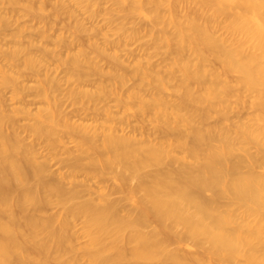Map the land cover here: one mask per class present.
<instances>
[{"label": "rangeland", "instance_id": "1", "mask_svg": "<svg viewBox=\"0 0 264 264\" xmlns=\"http://www.w3.org/2000/svg\"><path fill=\"white\" fill-rule=\"evenodd\" d=\"M32 2L0 0V112L16 119L18 132L9 133L13 140L18 137L20 154L34 144L38 161L50 165L45 178L52 184L61 182L68 192H81L77 198L67 194L64 206L53 199L55 206L40 213L62 214L70 225L67 248L73 250L51 263L90 264L84 250L90 246L86 229L91 212L85 204L93 198L98 204L95 196L105 195L126 207L107 217L111 230L118 222L123 227L117 245L112 237L103 238L102 259L107 264H264V254L253 253L264 242V115L255 123L250 94L240 97L238 73L226 70L206 45L162 25L164 7L151 0H49L43 10ZM53 13L62 16L49 25L55 20ZM183 13L179 8L175 16ZM209 38L219 45L229 41V34L212 28ZM77 39L83 44L68 47ZM111 40L116 41L113 46ZM196 47L200 54L192 51ZM120 60L128 70L115 67ZM53 75L54 85L49 87ZM46 78H51L49 86ZM163 99L167 106L182 100L187 108H168ZM40 120L46 126L41 134L34 131ZM124 123L134 132L174 129L168 133L173 144L159 146L162 151L147 142L110 149L101 133ZM253 123L254 139L244 132ZM255 156L259 159L251 172L259 173L256 178L248 173ZM125 158L129 167L121 163ZM203 161L215 171L186 174L189 177L155 173ZM232 165L240 171L231 174ZM126 166L129 169L122 168ZM125 180L129 188L130 183L122 184ZM187 193L199 198L184 196ZM220 234L229 237L231 246L232 240L252 245L238 251L230 247L226 257L219 258L212 240ZM139 240H146L156 255H135Z\"/></svg>", "mask_w": 264, "mask_h": 264}, {"label": "bare ground", "instance_id": "2", "mask_svg": "<svg viewBox=\"0 0 264 264\" xmlns=\"http://www.w3.org/2000/svg\"><path fill=\"white\" fill-rule=\"evenodd\" d=\"M182 1L186 3V7H183L181 5ZM151 2L158 7L159 6L164 7L163 14L159 16V18H161L162 20L161 21L162 25H167L171 27L173 29V32L178 34L180 37H183L185 36V34H187L191 39H194L199 44L206 45L207 48L211 51L212 56L215 57V59L226 70H229V72L238 73L236 84L239 86V89L241 91L240 97L241 96L243 97V95L244 97L245 96L248 97V95L250 94L249 95V98H251L250 106L253 109V115L256 117V120L254 121L255 123H257L258 120H260V118L264 115V0H175L174 2H169L167 0H151ZM32 3L33 5L35 4L40 10H43L46 7L47 3H49V0H35V2ZM158 7H156V9ZM179 8L182 11H184L182 17L175 16V12ZM66 12H68L67 14H69V16H74L75 13L73 12V10L71 11V9H68ZM157 15L160 14L157 13ZM35 16L38 15L36 14L34 15V17ZM43 16L40 17L43 18L44 20V18H46L48 15L46 17ZM51 16L52 15L48 16L49 19ZM60 16H62L61 13L59 14L57 13L54 16H52L51 18L55 20L52 21L51 23L50 20L52 19L48 20V18H46L47 21L50 23L48 24L49 25H51L52 23L54 24L55 21L58 20ZM47 21L44 22L47 24ZM47 26L48 25H46V27ZM212 28L224 29L229 34V41L222 40V42L219 45L216 44L215 41L209 38V33ZM44 33L43 35L45 36ZM205 35L207 36L205 37ZM88 37H90V39L92 40L91 36ZM47 39H49V37ZM82 40L84 39H81V41ZM119 41L120 40H118V42ZM111 42H109L111 46H113L112 45L113 43H116V41L113 42L112 40ZM75 43H77L78 45L81 44L80 40L77 39L74 42L72 41L71 44H69L68 42V47L69 46L70 48H73V46L76 47L77 44ZM119 44L118 46H120ZM65 45H67V43ZM192 51L194 52V54H200L201 50L196 47ZM125 60H127V58ZM118 62L117 64H115V67L122 70H125L127 68V67L125 68V65L122 64V61L119 64ZM79 66L81 65L78 63L76 67L79 68ZM122 70H120V72ZM38 75H40V73ZM55 76L53 75V79L50 78L51 81L50 79L47 80L46 78L47 80L46 86H49L50 82H51L50 85L51 84L54 85ZM83 76L85 75L83 74ZM124 77L126 79L128 76L127 77L124 76ZM86 79L90 80V78H86ZM125 79H123V81H125ZM81 81H83V79ZM84 83L86 84V82ZM124 85L127 87V84ZM49 87H52V85ZM153 88L152 89L150 88L151 90L149 88H146V91L150 90L152 92V90H154ZM154 93L150 95H153ZM242 93H247V94L241 95ZM243 99L242 102L245 103L248 102L247 99H246L247 101L245 100L243 101ZM163 102L164 105L168 108L174 106L175 108H187L186 103H184L182 100L176 101L175 105H173V103H169L172 104V106L169 105L167 106V101L165 99H163ZM60 103L62 102L60 101ZM55 104H53V106L55 105L54 108L56 109L58 114H61L60 109H58L59 106L57 105L58 103ZM248 108L251 110L249 106ZM51 113L52 112L50 111V114ZM141 115L142 114H140V116ZM202 122L201 124H203ZM124 124L127 127V124L126 123ZM125 126H122V128L121 127L110 128L109 132L103 131L101 133V139L105 142L107 147H110V149L114 147H116L117 149L118 147L120 149L122 148L126 150V148H129L132 145L138 144L140 142H147L152 146L158 145V147L159 146L170 147L173 144V142L171 143L172 140L170 141L168 136V133L170 132L168 128L164 127L166 130H169L168 132L164 130L165 133L167 134H165L164 132L156 133L157 129L155 127H154L156 130V131L154 130L155 132H153L152 130V132L147 133L143 131L145 130L143 129L141 130V132H139L140 130L139 131L135 130L136 132H138L136 133L134 132V129L131 130V127L128 130V127L126 128ZM253 126L246 127V129L244 130L245 135L252 139L255 138L254 133L256 130V129L254 130L255 126L254 127ZM9 129H12V132L17 134L18 126L16 124V119L10 115L4 114L1 111L0 112V264H52L51 260L53 259L58 260L65 253L71 252L73 250L72 247L67 248V242L71 240L70 238L71 236L68 229L69 228L68 226L70 225L66 217H64L62 214H54L47 217H42L40 213L47 211L49 208H53L55 206V201L53 199H56L58 204L64 206L67 200L66 197L67 194L70 195V198H77L80 196L81 192L80 191L68 192L60 184L61 182L56 184L50 183L48 179L45 178V173L48 172L50 167V165H48L49 163L47 162V160L38 161V157L40 156L34 144L28 145L23 151V153L20 154L19 149L21 148V146L18 137L17 136H16L17 138L13 137L15 138V140H13L11 138V134L9 133ZM45 129L46 126L42 120H40L38 122V125L34 127V131L39 134H41V132H44L43 130ZM173 130L174 129H172L171 133H173ZM88 138L91 141V138L90 137ZM161 149L163 148H160V150ZM166 149L167 148H165V150ZM186 151L187 150H185V153ZM126 155L128 156V154ZM123 157H125V154H123ZM257 158L258 157L256 156L254 157V160L256 161L253 160L251 165L257 162ZM46 159H48V157ZM124 160L126 161V158L121 161V163H123L122 165L125 164L129 167V165L126 164ZM258 161L260 162V160ZM191 164L190 165L185 164L188 166H184L180 169L177 168L174 170L171 169L172 168L171 167L170 170H167L168 169L167 168L166 170L156 171L155 173L156 175L162 174V175L172 176L174 174L175 175L177 174V176H185L186 174L190 175L191 173L193 174L195 172H197L196 174H200V173L207 174L212 171H215L216 169V168L213 169V165L210 162L203 161L200 163H195V165L192 164L193 166H191ZM127 166L122 168L129 169ZM253 166L254 165L248 167V170L251 168L248 171V173L255 169L252 168ZM238 167L239 166L237 165H232L229 168V172L231 174L238 173L240 171L238 170L240 169ZM260 167H257L256 169L258 170V168ZM255 172L250 173V175L254 178H256L259 175V173H255ZM120 174L122 175V177H126L127 175L125 174L124 176L123 172H120ZM117 176L119 177V173ZM122 177H119L120 178L119 180L121 182L123 180ZM58 180L61 181V178ZM128 180H125L126 183H124L125 181H123L122 184L125 185L127 183H130L127 182ZM122 184L119 185L117 191L121 192V190H123L124 185L122 186ZM129 185H131V183L128 184V188ZM113 190L115 191V188ZM187 194H185L184 196L192 199L194 198L196 199V197L198 196L192 193H187ZM99 196H95V199L98 197L100 203L98 204L95 203L93 198L88 202H86L85 204L88 206L89 209L88 211L91 212L88 217L89 220L87 222V229H86L88 230L86 232L89 236L90 246L84 250L85 252L84 255L86 256V258L90 260V264H107L102 259L103 258L102 251L104 249L103 246L104 244L102 243H104V239L106 237L107 238L112 237L113 239L112 241L115 243V245H117L118 243L117 241L121 239V233L123 230L122 225L118 224L119 222L115 223L117 221L114 222L115 229L111 230L110 225L107 221V217L108 216L115 217L119 212H122L126 209V207L124 208V205L121 204V202L119 201L106 198L105 195H102L100 197ZM168 201H170L168 203L170 204L171 200ZM155 205H157L156 207H160L158 206V204ZM193 229L197 230V227ZM139 241H140L139 247L134 252L135 255L141 257H153L156 255V253L149 248V244L147 243L146 240H139ZM212 245L214 246L215 255L218 256L219 258H225L227 253L229 252L230 247H231L230 251H234V250L238 251L239 249L242 250L245 246H249L252 244H250L249 242H246L244 244L240 240L237 241L232 240V246H231V241L229 240V237L226 234H220L219 237H217L215 240H212ZM253 253L255 255L264 254V242L258 243L254 247Z\"/></svg>", "mask_w": 264, "mask_h": 264}]
</instances>
